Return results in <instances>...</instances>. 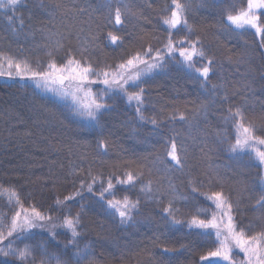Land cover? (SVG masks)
<instances>
[{"label": "trees", "instance_id": "trees-1", "mask_svg": "<svg viewBox=\"0 0 264 264\" xmlns=\"http://www.w3.org/2000/svg\"><path fill=\"white\" fill-rule=\"evenodd\" d=\"M40 2L23 0L15 16L23 17L24 26L20 28L17 22L15 32L0 9V54L26 60L34 69L38 64L46 68L49 52L59 63L68 50L79 58V51L86 47L85 58L96 71L106 70L149 45L163 49L167 41L161 17L171 0H43L44 8ZM109 3L113 17L118 4L129 6L121 26L109 22ZM246 6L247 0H192L187 12L191 39L199 40L214 61L210 80L202 87L201 78L175 62L154 71L142 84L144 122L137 118L136 102L130 104L121 93L105 95L107 108L100 115V126H94L74 114L68 99L37 88L32 80L0 76V207L9 218L12 213L6 201L10 192L3 188L16 189L26 206L47 212L55 207L57 198L63 200L78 189L81 180L91 183L89 171L105 182L110 176L122 178L127 171H142L140 180L145 184L152 181V198L140 191L139 180L137 187L126 190L113 178L117 200L125 195L140 200L138 212L126 224H120L119 217L107 209L99 191L95 196L85 191L82 200L77 197L68 202L72 214L82 217L81 247L91 245L97 264H208L201 256L212 249L215 236L205 239L197 235L199 229H189L188 223L200 209H209L211 202L205 196L216 190L230 197L242 226L248 228L251 223L253 233L264 227L262 212L255 207L264 167L248 153L237 157L227 151L229 142L235 143L236 132L231 121L223 120L229 108L243 106L246 123L264 136V48L260 47L264 37L256 36L252 29L228 32L223 27L229 11ZM7 15H12L11 10ZM260 23L264 27V16ZM109 32L123 42L111 44ZM186 35L187 31L174 39ZM93 37L98 39L88 43ZM3 70L9 71L6 63ZM91 88L96 94L104 85ZM201 105L206 106V113ZM180 114L185 121L179 119ZM153 118L155 126L147 122ZM173 136L187 153L183 170L168 173L160 161ZM101 142L107 144L106 151L99 147ZM167 163L173 164L170 159ZM170 182L175 188L169 187ZM95 188H100L99 182ZM173 196L180 209L176 218L181 223L177 225L163 212ZM52 214L60 216L59 212ZM203 215L200 213L201 218ZM40 236L47 239V233ZM58 239L62 246L67 236ZM38 241L39 237L28 242ZM48 248L60 254V246L50 242Z\"/></svg>", "mask_w": 264, "mask_h": 264}, {"label": "snow or ice", "instance_id": "snow-or-ice-1", "mask_svg": "<svg viewBox=\"0 0 264 264\" xmlns=\"http://www.w3.org/2000/svg\"><path fill=\"white\" fill-rule=\"evenodd\" d=\"M23 0H0V9L4 10L5 19L12 31H17L16 24L20 28L24 26L23 17H16L15 12ZM109 9V22L114 21L115 26H121L124 23L123 13L130 11L128 5L118 4L114 10V17L111 12V3L106 5ZM40 7L44 8L43 0ZM57 8L60 5H56ZM151 7V4H149ZM192 8V0H171V4L164 9L166 13L161 17L162 23L166 26L167 41L164 48H153L149 45L146 49L137 51L126 57L123 62L114 66H108L106 70L96 71L94 65L85 58L88 49L82 48L79 51V58L71 50L66 52L65 59L57 62L51 59L53 53H47L50 57L46 68L39 64L34 69L26 60H15L0 54V76L8 78L19 77L21 80H32L37 88L52 92L61 99L71 97L74 105L75 115L86 118L94 126H100V115L107 108L104 99L109 92L121 93L127 97L128 102H136V115L141 121H145L143 115L145 77L150 76L156 70H163L165 65L175 62L184 68L189 74L201 78V86L207 87L210 80V73L214 61L208 58L206 50L200 44L199 40L191 39L192 28L188 24L187 12ZM11 10L12 15H7ZM264 0H247L246 8H241L238 12L233 8L229 11L223 25L228 32L235 30H244L246 27L255 30L256 36L264 37V27L261 26V17L264 13ZM83 11V9H79ZM187 31V35L180 39H174ZM108 40L111 44L121 43L122 37L108 33ZM97 37H93L88 43H94ZM261 48H264V39L261 40ZM167 58V59H166ZM199 58V59H197ZM206 61V63H202ZM7 64L9 71H4V64ZM14 69L15 71H11ZM95 77V79H93ZM101 83L104 90L100 93H93L91 85ZM216 86L213 85V88ZM206 113L207 108L201 105ZM175 118V116L173 117ZM181 121H185L183 114L179 115ZM225 123L231 121L235 128V143H230L227 151L234 156L248 153L253 156L260 166L264 167V136L257 134V129L252 123H246V115L243 106L235 110L229 108L228 114L223 117ZM156 125V119L147 121ZM224 140H221L223 143ZM99 147L107 150V144L101 142ZM187 149L183 144H178L175 137L168 139L165 147V159L160 161L164 165V170L168 173L182 171L184 168V156ZM171 160L172 165L167 161ZM143 172L127 171L123 177H109L105 182L103 179L88 172L91 183L87 180H81L79 188L65 196L63 200L57 198L55 207L49 208L47 212L35 205L26 206L22 201L20 193L12 188H3V192H10L6 206L12 213L8 214L0 207V264H97L95 254L90 244H84L81 247V215L72 214L69 201H75L77 197L81 200L84 192L96 195L99 191V199L106 203L107 209L119 217L120 224H126L133 220V213L138 212L140 200L129 199L127 195L122 199L115 198L113 178L116 184L125 186L126 190L137 187V181H140V191L145 193L148 198H152V181L146 184L140 178ZM260 194L256 199L255 207L262 212L260 219L264 221V176L259 177ZM99 182L100 188L95 185ZM192 183V181H189ZM106 184V186H105ZM3 186H0L2 188ZM170 188H175L174 184H169ZM192 191L196 192L197 187L193 186ZM2 194V193H0ZM108 194V198H106ZM176 196L168 200V206L163 209L164 214L170 219L172 225L180 224L181 221L176 218L180 209L176 207ZM181 200H187L186 196H179ZM205 199L210 201L209 209H200L197 215H194L188 223L189 229H199L197 235L205 239L211 238L214 234L215 242L207 255L201 256L202 261L208 264H264V227L257 232H251L252 224L248 228L242 226V222L236 219L233 212V204L230 197L226 196L223 190L212 191L206 195ZM160 201H158L159 203ZM214 206V207H213ZM64 209H68L67 212ZM81 209L83 204L81 203ZM211 210V215L207 214ZM59 212V218L52 213ZM200 213H203L201 218ZM36 230V231H34ZM41 233H47V239L40 236ZM67 236V241L61 246L59 236ZM39 241L36 244L28 241ZM54 243L60 246V254L49 252L48 244ZM23 245V246H21ZM167 251V249H165ZM71 252L66 260L65 255ZM239 253L243 258L237 260ZM10 258V259H7Z\"/></svg>", "mask_w": 264, "mask_h": 264}, {"label": "rangeland", "instance_id": "rangeland-1", "mask_svg": "<svg viewBox=\"0 0 264 264\" xmlns=\"http://www.w3.org/2000/svg\"><path fill=\"white\" fill-rule=\"evenodd\" d=\"M260 11H264V10H260ZM227 21V20H226ZM245 29H251V28H245ZM252 30H254V29H252ZM66 99H68L69 101H70V103L73 105V103H72V100H71V97H68V98H66ZM74 106V105H73ZM238 258H243V254L242 253H239V255L237 256Z\"/></svg>", "mask_w": 264, "mask_h": 264}]
</instances>
